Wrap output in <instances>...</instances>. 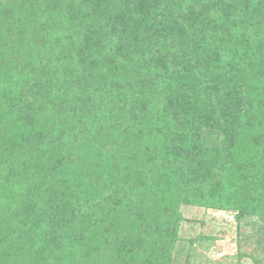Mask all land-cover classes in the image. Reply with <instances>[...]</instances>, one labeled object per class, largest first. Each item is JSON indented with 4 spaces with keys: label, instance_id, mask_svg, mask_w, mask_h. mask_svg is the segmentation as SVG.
Returning <instances> with one entry per match:
<instances>
[{
    "label": "trees",
    "instance_id": "trees-1",
    "mask_svg": "<svg viewBox=\"0 0 264 264\" xmlns=\"http://www.w3.org/2000/svg\"><path fill=\"white\" fill-rule=\"evenodd\" d=\"M187 206L264 219V0H0V264H190Z\"/></svg>",
    "mask_w": 264,
    "mask_h": 264
},
{
    "label": "rangeland",
    "instance_id": "rangeland-1",
    "mask_svg": "<svg viewBox=\"0 0 264 264\" xmlns=\"http://www.w3.org/2000/svg\"><path fill=\"white\" fill-rule=\"evenodd\" d=\"M180 212L182 221L177 245L171 252L173 261L175 258L181 262L187 259L190 264H264V219L257 217L259 214L247 215L238 223L231 210L187 206L181 207Z\"/></svg>",
    "mask_w": 264,
    "mask_h": 264
}]
</instances>
